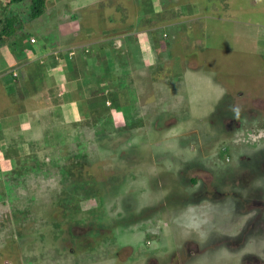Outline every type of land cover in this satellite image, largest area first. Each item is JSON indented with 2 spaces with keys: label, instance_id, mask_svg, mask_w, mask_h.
<instances>
[{
  "label": "rangeland",
  "instance_id": "rangeland-1",
  "mask_svg": "<svg viewBox=\"0 0 264 264\" xmlns=\"http://www.w3.org/2000/svg\"><path fill=\"white\" fill-rule=\"evenodd\" d=\"M154 1L176 19L159 27L160 14L137 9L135 18L151 23L142 30L168 35L149 78L128 88L123 72L118 91L99 86L103 95L90 91L86 100L88 91L76 88L65 98L82 100L71 124L49 129L50 138L48 125L44 139L30 142L33 152L15 160L11 178L0 173V264H264V0ZM59 2H47L45 13L28 21L25 0L0 8V20L18 15L25 37L53 46L56 20L80 0ZM128 2L105 5L106 19L127 22ZM189 2L197 5L190 17L172 16L189 13ZM124 67L135 71L139 61ZM3 119L9 128L21 118L10 111ZM8 155L0 151V169ZM190 199L227 201L235 212L218 219L210 239L197 241L174 223Z\"/></svg>",
  "mask_w": 264,
  "mask_h": 264
},
{
  "label": "crops",
  "instance_id": "crops-1",
  "mask_svg": "<svg viewBox=\"0 0 264 264\" xmlns=\"http://www.w3.org/2000/svg\"><path fill=\"white\" fill-rule=\"evenodd\" d=\"M59 1L56 0L55 5L60 3ZM112 2L113 0H80L73 12L61 13L59 16L61 20H56L58 26L55 29L53 46L42 36L33 34L29 38L35 39L36 43L30 44V39H26L24 44L27 46V51L22 59L14 57L7 47L0 49V54L4 53V56L2 53L0 58V114L2 116L0 121L4 120V115L10 111L21 118L18 127L5 128L7 126L0 125V151L5 154L9 151L8 158L11 159L8 160L9 164L6 168L0 169L1 175L5 173L6 179L12 176L9 170L13 169L15 160H20V156L33 152L34 146L30 142L34 144L35 138L44 139V132L48 125L50 127L46 132L50 138L49 129L55 131L67 128L71 124L72 117L78 114V107L82 100H76L73 96L72 101L66 102L65 98L75 93L76 88L83 87L88 91L89 95L84 98L85 100L90 98V91H95L96 94L99 86L110 91H118L121 88L120 83L124 81L121 77L123 72L127 73L125 79H128V88H136V78L142 76L149 78L153 70L150 64L157 66L155 63L157 45L161 42L165 43L162 38H167L168 35L164 36L162 31L155 27L153 30H148L151 24L148 16L138 17L139 21L135 17L138 15L137 9L142 10L145 16L160 14L162 22L160 27L164 24L163 20L174 19L169 18V9L160 8L154 0H129L124 4L123 15L127 14L130 19L121 24L117 17L114 21L107 20L109 10L106 11L104 7ZM67 14L72 17L64 23L62 17ZM82 15L88 22L87 26H84L80 21L82 19H79ZM112 21L113 23H109ZM42 22L44 23L43 19L38 21V24ZM142 28L148 29L142 30ZM60 51L65 53L64 56L58 55ZM50 55L58 59L55 64L49 61ZM102 58H105L106 64L101 61ZM132 59L139 61V67L135 71L131 69L125 71L127 67L124 65L127 62L130 63ZM49 65L52 66L49 67ZM42 66L45 67V74ZM93 69H96L95 76L84 78L82 72L86 71L89 74ZM100 75L104 76L100 77ZM24 85H26L25 89H23ZM150 86L154 96L157 88L155 81L152 80ZM96 95L101 97L103 94ZM19 96H23V99ZM22 101L23 105L20 109L14 111L22 104L20 103ZM31 123L35 125L31 126ZM46 145L47 148L52 147V145ZM5 161L4 158L3 165Z\"/></svg>",
  "mask_w": 264,
  "mask_h": 264
},
{
  "label": "clouds",
  "instance_id": "clouds-1",
  "mask_svg": "<svg viewBox=\"0 0 264 264\" xmlns=\"http://www.w3.org/2000/svg\"><path fill=\"white\" fill-rule=\"evenodd\" d=\"M234 212V205L229 206L227 201L203 199L194 202L190 199L176 210L174 223L187 236L194 237L197 241H207L214 234L218 219Z\"/></svg>",
  "mask_w": 264,
  "mask_h": 264
},
{
  "label": "trees",
  "instance_id": "trees-1",
  "mask_svg": "<svg viewBox=\"0 0 264 264\" xmlns=\"http://www.w3.org/2000/svg\"><path fill=\"white\" fill-rule=\"evenodd\" d=\"M24 1L25 0H0L1 2L0 6L2 5L0 8L4 9L5 11L8 10L12 5L22 4ZM49 1L54 2L56 0H31V5H30L31 11L29 14L28 21H34L37 18L41 17L45 13L46 3ZM196 6H197L196 4L189 2L184 6V8H186L190 12L184 14L185 16L183 15L181 16L179 12V14L174 15V17L177 16L178 19L186 16L190 17L189 14L194 13L193 10L195 11ZM208 10L210 11V9ZM213 11H215L214 8ZM25 26L26 25L24 24V21L21 18H18V15H15L14 17L11 18L9 15L4 17L3 14V19L0 20V49L7 47L10 53L18 59H22L24 56H26L27 46L24 43L27 37H25L24 35L28 34V31ZM17 35H19L20 41L18 40V38H16ZM29 35L31 36V34ZM30 36H28V38ZM29 43L33 44L30 41Z\"/></svg>",
  "mask_w": 264,
  "mask_h": 264
},
{
  "label": "built area",
  "instance_id": "built-area-1",
  "mask_svg": "<svg viewBox=\"0 0 264 264\" xmlns=\"http://www.w3.org/2000/svg\"><path fill=\"white\" fill-rule=\"evenodd\" d=\"M30 41H31L33 44L36 43V40L33 39V38H32Z\"/></svg>",
  "mask_w": 264,
  "mask_h": 264
}]
</instances>
